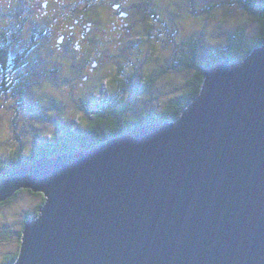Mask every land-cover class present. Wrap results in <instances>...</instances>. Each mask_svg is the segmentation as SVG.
Returning <instances> with one entry per match:
<instances>
[{
	"label": "water",
	"instance_id": "obj_1",
	"mask_svg": "<svg viewBox=\"0 0 264 264\" xmlns=\"http://www.w3.org/2000/svg\"><path fill=\"white\" fill-rule=\"evenodd\" d=\"M173 122L19 167L44 199L12 264H264V44L205 69Z\"/></svg>",
	"mask_w": 264,
	"mask_h": 264
},
{
	"label": "rangeland",
	"instance_id": "obj_2",
	"mask_svg": "<svg viewBox=\"0 0 264 264\" xmlns=\"http://www.w3.org/2000/svg\"><path fill=\"white\" fill-rule=\"evenodd\" d=\"M61 1L68 8L82 6L80 0ZM129 2L140 8L129 32H123L120 43H113V32L108 29L93 48L95 53L105 51L102 66L108 70L106 78L79 88L65 58V70L54 81L33 76L26 95L8 92L7 101L0 99L4 106L0 108V163L15 151L26 158L36 148H52L66 130L84 129L91 121V111L112 98L119 99L118 108L128 117H159L169 100L182 97L189 89L193 73L185 70L181 61L190 40L198 45L199 60L208 61L213 48L233 39L239 30L244 38L253 39L260 29L243 7L245 0ZM91 4L93 19L111 17L108 7ZM79 61L80 52H76L71 63L78 65ZM54 146L58 148L57 143ZM42 201L40 193L22 190L10 203L0 206V262L17 250L24 219L33 215Z\"/></svg>",
	"mask_w": 264,
	"mask_h": 264
},
{
	"label": "flooded vegetation",
	"instance_id": "obj_3",
	"mask_svg": "<svg viewBox=\"0 0 264 264\" xmlns=\"http://www.w3.org/2000/svg\"><path fill=\"white\" fill-rule=\"evenodd\" d=\"M127 1L80 0L81 7L68 8L61 0H0V99L7 101L8 96L5 95L8 92L26 95L33 76L46 78L47 82L54 81L65 70V58L69 60L70 72L76 74V79L72 81L79 88L92 86L106 78L108 70L102 66L105 64V51L95 53L93 48L98 45L100 37L108 34V29L113 32V43H120L123 32H129L128 27L136 19L140 8ZM91 2L108 7L111 17L107 16L103 21L93 19L89 11V7L93 6ZM99 27L106 29L100 30ZM76 52H80L78 65L71 63ZM103 73L106 74L100 78ZM191 92L188 89L182 97ZM118 101V98H112L95 109L101 112L107 105L114 106L115 111L109 118L115 121L112 127L108 126V132L127 128L130 120L139 122L151 117L145 114L128 117L123 109L118 108ZM3 107L0 105V108ZM30 217L24 219V224ZM18 250L19 245L16 251L3 256L0 264H7V258L17 254Z\"/></svg>",
	"mask_w": 264,
	"mask_h": 264
},
{
	"label": "trees",
	"instance_id": "obj_4",
	"mask_svg": "<svg viewBox=\"0 0 264 264\" xmlns=\"http://www.w3.org/2000/svg\"><path fill=\"white\" fill-rule=\"evenodd\" d=\"M243 7L260 25L259 32L255 38L246 39L243 37L242 31L239 30L233 39H228L224 44L214 47L210 56H216V58L211 59L210 57L208 61L199 60L198 45L196 42L193 40L188 42V49L184 57L185 59L181 61L183 68L185 70H191L193 73L192 78L188 81L189 91H192L188 96L186 95L184 98L178 97L172 99L159 117H150L147 120H141L139 122H132L130 120L129 126L123 130H112L108 132V126L112 127L113 122L115 121L109 118L115 111L113 105H110L109 107L107 105V107L101 112L100 109L98 111L93 110L90 113L91 121L84 126V129L77 132L66 130L64 135H61V137L54 141V144H51L53 145L52 148H45L43 150L36 148L26 158L21 157L18 151L13 152L10 159L0 163V185L16 169L19 167L30 166L38 159L85 151L99 144L101 141L127 134L139 126L155 122L163 123L166 121L173 122L177 120L182 110H184L200 93L204 79L202 72L205 69L213 68L219 61L223 60L240 62L248 56L251 50L264 44V0H245ZM105 129H107V131ZM56 143L58 148L53 149ZM63 148L64 150H62ZM21 191L22 190L17 191L12 197L1 202L0 206L10 203ZM28 192L34 194L31 191ZM43 201L37 206V209L33 215H31L29 220H34L37 217L38 209L43 204ZM17 256L18 253L10 256L5 263L12 264Z\"/></svg>",
	"mask_w": 264,
	"mask_h": 264
}]
</instances>
